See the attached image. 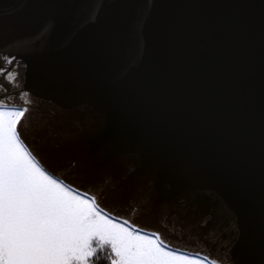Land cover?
Instances as JSON below:
<instances>
[{
	"label": "water",
	"instance_id": "water-1",
	"mask_svg": "<svg viewBox=\"0 0 264 264\" xmlns=\"http://www.w3.org/2000/svg\"><path fill=\"white\" fill-rule=\"evenodd\" d=\"M26 3L21 35L43 33L17 55L21 69L4 56L24 50L0 33V66L20 80L10 90L0 74V99L31 100L20 133L40 165L74 164L71 189L100 188V209L139 233L220 264H264V0H0V15ZM38 103L75 131L56 126L48 140ZM239 228L252 237L244 250ZM212 237L225 249L212 252Z\"/></svg>",
	"mask_w": 264,
	"mask_h": 264
},
{
	"label": "snow or ice",
	"instance_id": "snow-or-ice-1",
	"mask_svg": "<svg viewBox=\"0 0 264 264\" xmlns=\"http://www.w3.org/2000/svg\"><path fill=\"white\" fill-rule=\"evenodd\" d=\"M32 6L26 3L14 16L0 15V33L14 35V43L24 50L16 55L7 52L4 59L9 66L17 55L33 54L43 33L41 29L34 36L21 35L30 22ZM261 13L264 16V5ZM5 72L15 82L17 74L0 66V74ZM28 111L27 106L0 99V264H91L97 251L94 241L110 245L116 257L112 264H206L207 258L199 252L171 247L159 233L141 235L117 223L102 212L96 197L73 191L45 171L21 139L20 124ZM259 202L264 257V187ZM235 243L239 250L247 249L252 237L239 228ZM210 264L220 262L213 259Z\"/></svg>",
	"mask_w": 264,
	"mask_h": 264
},
{
	"label": "flooded vegetation",
	"instance_id": "flooded-vegetation-1",
	"mask_svg": "<svg viewBox=\"0 0 264 264\" xmlns=\"http://www.w3.org/2000/svg\"><path fill=\"white\" fill-rule=\"evenodd\" d=\"M12 65L14 67H16L17 69H21L22 66L20 63L14 61L12 63ZM20 80L18 78L15 79V82H12L11 79H7L6 81H4L5 83V87H7L8 89H13V88H16L18 85H19V82ZM21 106L25 105V101L27 102L26 104L29 105L30 104V101L29 98H24V99H21ZM33 101V100H32ZM47 110L49 112V118L47 120L44 119V122H46V127L48 129V140H50L52 138V136H56L57 135V130L54 128V127H60L61 129H64L63 127H69V129L72 131H75L76 129V124L72 121L71 117L70 116H66L65 114H62V112L58 111V109L50 104V103H43V104H39L37 105V110L35 112V114H40L39 112H43ZM51 115H55L56 116V119L55 121L53 122V124L51 125ZM59 123H62V125H59ZM52 148V146H51ZM50 148V149H51ZM52 163V160H55V158H49ZM37 161V160H36ZM38 162V161H37ZM44 162V161H43ZM39 163V162H38ZM48 162H44L45 164V167L43 165H40L42 168L45 169V171L49 172V174L53 175L57 180L63 182L64 184L68 185L70 188L71 186H73V184L76 183L75 179V175L76 174V171L74 170L75 168L73 167L74 164H69V167H66L64 166L63 164H61L60 166H56V165H53V164H47ZM40 164V163H39ZM57 167V168H53V167ZM66 168V169H65ZM53 170V171H52ZM101 195V190L100 188H97V189H94V190H91V192H89L87 194L88 198H91V197H100ZM103 212V211H102ZM105 214H107L110 218L114 219L117 223H121L120 220H118L117 218H114L113 216H111L109 213L107 212H103ZM123 223V222H122ZM126 228H129L127 227L126 225H124ZM131 229V228H129ZM141 235H144L142 233H140ZM155 238V237H154ZM211 245V247L213 248L211 251L212 252H217V249H218V252L221 250V249H225V244L224 243H220L216 240L215 237H212L209 241V243ZM93 246L97 248V251L95 253V255L93 257H91V264H112V261L114 259H116L115 257V254L111 251V247L110 245H103V246H99L96 244V242L94 241L93 242ZM217 252V253H218ZM202 257H206L207 258V262L206 264H210L211 260H213L214 258H211L207 253H204L202 252L200 254Z\"/></svg>",
	"mask_w": 264,
	"mask_h": 264
},
{
	"label": "bare ground",
	"instance_id": "bare-ground-1",
	"mask_svg": "<svg viewBox=\"0 0 264 264\" xmlns=\"http://www.w3.org/2000/svg\"><path fill=\"white\" fill-rule=\"evenodd\" d=\"M123 221H124V220H123ZM125 222H126V221H125ZM126 224H128V222H126ZM129 225H132V224H130V223H129ZM132 227H135V226H134V225H132Z\"/></svg>",
	"mask_w": 264,
	"mask_h": 264
}]
</instances>
